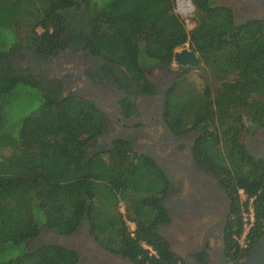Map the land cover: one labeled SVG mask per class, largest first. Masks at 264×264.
Masks as SVG:
<instances>
[{
  "label": "trees",
  "instance_id": "16d2710c",
  "mask_svg": "<svg viewBox=\"0 0 264 264\" xmlns=\"http://www.w3.org/2000/svg\"><path fill=\"white\" fill-rule=\"evenodd\" d=\"M192 1L195 26L188 31L174 11L175 0H0V57L15 46L55 53L69 35L66 14L83 5L92 13L89 27L72 37L107 63L124 66L142 85L153 88L147 69L170 65L176 50L189 42L209 70L201 89L185 87L189 69L182 71L167 93L165 115L175 130L201 131L195 158L234 198L229 237L237 251L240 189L254 198L256 222L242 257L264 233V159L250 154L243 139L264 125V20L237 25L233 8ZM29 87L36 88L29 78L0 69V264H78L75 249L44 243L31 250L27 242L43 225L71 235L84 218L111 251L139 264H180L158 231L169 221L163 205L169 180L158 163L123 138L111 149L92 151L106 117L77 96L45 100L42 95L35 110L18 111L15 100ZM125 217L135 223L134 236Z\"/></svg>",
  "mask_w": 264,
  "mask_h": 264
},
{
  "label": "flooded vegetation",
  "instance_id": "af4514ba",
  "mask_svg": "<svg viewBox=\"0 0 264 264\" xmlns=\"http://www.w3.org/2000/svg\"><path fill=\"white\" fill-rule=\"evenodd\" d=\"M223 2L221 5L233 8L237 25L251 19L264 20V0ZM91 16V10L84 5L73 9L66 14L65 30L70 36L63 35L62 47L55 53L15 46L10 55L1 53L0 69L10 67L29 78L45 100L77 96L93 102L106 122L102 134L91 144L92 151L111 149L116 140L123 138L135 152L158 163L169 180L163 199L169 221L162 222L158 231L180 264H241L248 255L239 256L241 249L232 248L229 237L234 198L222 180L201 167L195 158L194 146L201 131L175 130L165 115L167 93L182 71L192 66L173 61L170 65H154L146 71L153 88L142 85L124 66L107 63L83 40L72 37L88 29ZM243 139L250 154L264 159V125L245 133ZM45 230L50 231L42 226L41 233L31 239L36 240V248L52 242L48 239L56 234L50 231V235L42 237ZM68 236L78 247L80 264H139L107 249L91 233L85 218ZM234 238L237 240L236 235Z\"/></svg>",
  "mask_w": 264,
  "mask_h": 264
},
{
  "label": "built area",
  "instance_id": "2783aa9c",
  "mask_svg": "<svg viewBox=\"0 0 264 264\" xmlns=\"http://www.w3.org/2000/svg\"><path fill=\"white\" fill-rule=\"evenodd\" d=\"M175 11L185 22L188 31L192 30L195 26V22H192L193 16L195 14V4L192 0H175ZM240 194L245 198L242 202V230L239 235H236L239 242V247L242 252L249 250L251 246L250 233L255 226L256 222V208L254 204V198H249L243 189H240ZM121 211L125 213V205L121 203ZM126 224L128 226L129 232L135 235V223L125 217ZM145 249L149 251L150 255H157L156 250L149 244L142 242Z\"/></svg>",
  "mask_w": 264,
  "mask_h": 264
},
{
  "label": "rangeland",
  "instance_id": "374dc122",
  "mask_svg": "<svg viewBox=\"0 0 264 264\" xmlns=\"http://www.w3.org/2000/svg\"><path fill=\"white\" fill-rule=\"evenodd\" d=\"M215 1L218 4L224 3L223 0H215ZM175 6H176V4H175ZM174 11H175V7H174ZM192 22H195L194 16H193ZM184 46L191 48L189 45V42H187ZM179 49H181V47L178 48L177 50H179ZM173 63L176 64V61L173 60ZM206 70H209V66L206 63L202 62L200 59V62L197 66H192L191 68H189V71L186 75L187 77L184 80L185 87L192 89L193 87L196 88V86H197L198 89H201L204 85V79L206 78V75H207ZM41 99H43V96L37 90V88H33V87L26 88L25 92H23V94H21V95L18 94L17 100H15L16 103H18L20 100V103L17 105V110L20 112H22V110H24V112H25V110L26 111L35 110L39 106V104L41 103V101H42ZM244 198L245 197L243 195H241V202H243ZM46 228H47V226L43 225V229H46ZM50 234H51L50 231L45 230L43 235L42 234L41 235L43 237V236L50 235ZM51 236H52V238L48 239V241H54V242L60 241V242H65V243L69 242V239H63L61 236H58L59 240L55 239L54 234L53 235L51 234ZM35 241H36L35 239L34 240L30 239V242L27 244V246L31 250H34L36 248V242ZM40 241H41V239H40ZM44 241H46V240H42V242H44Z\"/></svg>",
  "mask_w": 264,
  "mask_h": 264
},
{
  "label": "water",
  "instance_id": "95a60500",
  "mask_svg": "<svg viewBox=\"0 0 264 264\" xmlns=\"http://www.w3.org/2000/svg\"><path fill=\"white\" fill-rule=\"evenodd\" d=\"M174 59L176 62L180 64L191 65V66H197L200 62L199 54L196 51L188 47H184L182 49L176 50ZM165 125H166V122H165ZM154 156L158 158L159 160L162 159V156H160L159 154H154ZM227 213L228 212H226L225 217H227ZM85 220H86V223L90 224L87 218H85ZM54 235H55L56 240H59L58 236H61L63 239H69V242L65 243V242H60V241L58 242L52 241V242H47V243H55V244L67 246L69 248H72L78 251V247L73 242V238L71 236L58 235V234H54ZM128 261H131V260H128ZM241 264H264V233L257 240L252 251L249 253L248 256H246L245 260H243Z\"/></svg>",
  "mask_w": 264,
  "mask_h": 264
},
{
  "label": "bare ground",
  "instance_id": "6f19581e",
  "mask_svg": "<svg viewBox=\"0 0 264 264\" xmlns=\"http://www.w3.org/2000/svg\"><path fill=\"white\" fill-rule=\"evenodd\" d=\"M182 1V0H181ZM185 1H187L188 2V0H185Z\"/></svg>",
  "mask_w": 264,
  "mask_h": 264
}]
</instances>
